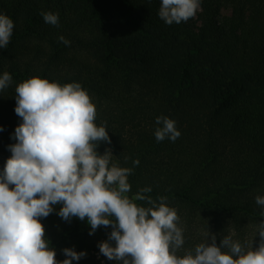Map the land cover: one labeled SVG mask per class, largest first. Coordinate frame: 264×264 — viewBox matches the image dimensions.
I'll list each match as a JSON object with an SVG mask.
<instances>
[{
  "label": "trees",
  "instance_id": "trees-1",
  "mask_svg": "<svg viewBox=\"0 0 264 264\" xmlns=\"http://www.w3.org/2000/svg\"><path fill=\"white\" fill-rule=\"evenodd\" d=\"M160 6L161 0H0V13L14 22L9 45L0 48V75H12L0 90V173L22 122L14 111L17 85L32 77L76 82L96 106L97 126L106 122L111 143L101 142L98 153L111 149V163L133 169L127 195L150 187L145 195L166 197L177 210L185 241L177 255L208 243L210 233L217 246L231 236L245 250L258 247L264 0H200L194 17L172 25L159 18ZM41 12L59 13V26L45 23ZM160 116L176 121L175 142L156 141ZM61 207L41 219L56 259L73 248L87 255L72 264H117L98 247L111 226L89 235L87 221L63 220Z\"/></svg>",
  "mask_w": 264,
  "mask_h": 264
},
{
  "label": "clouds",
  "instance_id": "clouds-1",
  "mask_svg": "<svg viewBox=\"0 0 264 264\" xmlns=\"http://www.w3.org/2000/svg\"><path fill=\"white\" fill-rule=\"evenodd\" d=\"M199 7L200 0H161L158 16L167 25L179 24L194 17ZM40 15L45 23L59 26V13ZM13 29V20L0 13V48L9 45ZM58 39L70 45L63 36ZM11 82L12 75L4 72L0 90ZM15 92L14 111L22 122L15 128L16 143L8 146L11 156L0 173V264H72L87 255L65 248L67 258L56 259L41 219L53 213L57 204L62 205L57 215L63 220H86L89 235L111 226L108 240L98 247L117 264H264V220L257 225L258 247L252 244L245 250L231 236L217 246L216 236L210 233L208 243L177 255L185 242L177 210L168 206L166 197H158L157 202L145 195L150 187L131 198L127 195L133 169L111 163V149L98 153L101 142L111 141L106 122L97 126L96 106L81 84L61 85L32 77L19 83ZM155 123L157 142L166 138L175 142L180 137L176 121L160 116ZM138 164V159L133 161ZM255 200L264 208V196Z\"/></svg>",
  "mask_w": 264,
  "mask_h": 264
},
{
  "label": "rangeland",
  "instance_id": "rangeland-1",
  "mask_svg": "<svg viewBox=\"0 0 264 264\" xmlns=\"http://www.w3.org/2000/svg\"><path fill=\"white\" fill-rule=\"evenodd\" d=\"M198 10H200V7H199V9ZM223 13H225V14H229L230 13V11L228 10V9H226V10H224L223 11Z\"/></svg>",
  "mask_w": 264,
  "mask_h": 264
}]
</instances>
